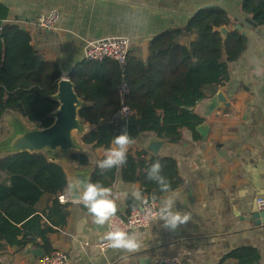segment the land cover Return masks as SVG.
<instances>
[{
	"label": "crops",
	"instance_id": "crops-1",
	"mask_svg": "<svg viewBox=\"0 0 264 264\" xmlns=\"http://www.w3.org/2000/svg\"><path fill=\"white\" fill-rule=\"evenodd\" d=\"M241 2L0 0L8 8L4 22L28 31L33 46L44 59L58 63L62 76H69L85 60L88 40L105 36L128 37L132 54L146 60L154 36L165 30L184 28L191 16L206 6L225 8L232 16L230 31L235 29V24H241L247 38L241 56L229 63L228 80L215 88L208 86L207 97L195 105L194 111L203 122L195 131L185 128L180 142L164 139L156 154L174 158L183 180L177 189L157 200L160 203L175 192L176 208L190 212L192 219L175 230L164 229L161 221L153 220L147 227L131 231L142 234V247L136 253L102 248L101 237L106 226L95 225L84 206L67 190L63 193L69 197L66 224L49 235L53 251L67 254L65 264H158L167 257H177L181 264H236L225 257L240 246L258 248L260 264H264V224H255L252 216L259 210L256 197L264 195V79L253 75L249 63L253 54L264 55V26L253 27L246 21L252 17L242 11ZM54 8L61 12V18L54 29L43 30L36 24V18ZM185 37L180 42H185ZM121 89L128 91L126 85ZM219 90L227 97L229 107L212 106V98ZM199 126L204 127L203 132ZM152 137L159 136L154 132L141 134L128 151H146L143 145L149 144ZM84 144L93 159L89 158V163L82 166L70 162L69 183L70 169L91 167L93 170L104 158L106 148ZM148 154L153 156L149 151ZM110 187L114 192H130L133 188L142 192L143 188L140 182L124 181L120 169ZM142 195L144 199L152 198L146 193ZM127 202V199L117 201V214H129ZM137 202L140 206L143 201ZM45 254L41 238L25 247L0 241L1 264H39Z\"/></svg>",
	"mask_w": 264,
	"mask_h": 264
},
{
	"label": "trees",
	"instance_id": "trees-1",
	"mask_svg": "<svg viewBox=\"0 0 264 264\" xmlns=\"http://www.w3.org/2000/svg\"><path fill=\"white\" fill-rule=\"evenodd\" d=\"M241 8L264 26V0H242ZM7 16L8 8L0 3V118L15 111L30 124L49 126L53 121L49 114L58 106L51 95L57 90L61 69L57 62L42 57L28 31L5 23ZM224 25L232 29L231 14L221 6H206L197 10L184 28L154 36L146 60L131 51L124 64L114 59L83 60L69 75L79 96L89 102L80 110L92 125L83 142L107 149L112 138L126 128L132 141L154 132L177 143L185 128L195 131L203 122L195 105L207 97L208 86L215 88L228 80L229 63L246 47L247 38L238 29L223 39L216 27ZM182 36H186L185 42H180ZM123 85L127 92L122 91ZM123 106L129 107L128 114H120ZM156 160L163 166L170 191L177 189L183 180L176 160L150 156L145 150L128 151L123 167L101 173L96 165L90 181L110 187L120 169L124 181L140 182L142 193L159 199L166 192L146 179L147 168ZM71 162L86 165L89 156L75 153ZM68 185V168L48 161L43 153L0 157V241L25 247L41 238L45 255L51 254L49 235L66 224L69 214V203L59 199ZM127 201L128 213L139 207L131 196ZM226 259L236 264H260L261 253L254 246H240Z\"/></svg>",
	"mask_w": 264,
	"mask_h": 264
},
{
	"label": "water",
	"instance_id": "water-1",
	"mask_svg": "<svg viewBox=\"0 0 264 264\" xmlns=\"http://www.w3.org/2000/svg\"><path fill=\"white\" fill-rule=\"evenodd\" d=\"M246 21L253 27L258 23L252 18ZM235 29L245 34L241 24H235ZM222 38L225 39L230 29L227 26L216 27ZM57 101L58 106L50 112L53 119L49 126L42 127L39 123L30 124L24 117L15 111L8 112L4 117L7 123L5 133L0 136V157L18 154L22 152L43 153L48 161L55 162L69 168L72 154L84 153L93 159V154L89 151L82 140L92 128L80 115V110L86 107L89 102L79 96L75 83L70 76H62L57 83V90L51 95ZM212 106L217 108L229 107L227 97L219 90L212 98ZM203 126L198 129L204 131ZM164 139L152 137L149 144H144L146 151L156 155L158 148L163 144ZM92 168L70 169V183L76 179H91ZM69 183V184H70ZM73 199L74 193L70 192ZM255 224H264V209L252 213ZM42 254V252H41Z\"/></svg>",
	"mask_w": 264,
	"mask_h": 264
},
{
	"label": "clouds",
	"instance_id": "clouds-1",
	"mask_svg": "<svg viewBox=\"0 0 264 264\" xmlns=\"http://www.w3.org/2000/svg\"><path fill=\"white\" fill-rule=\"evenodd\" d=\"M258 50L259 45L257 46ZM249 63L253 75L264 79V55L253 54ZM132 142L127 129L122 128L119 134L112 138L111 146L105 149L104 158L97 162L101 173L123 167L127 163L128 149ZM162 170L163 166L159 160L152 162L147 168L146 179L155 182L160 191L169 192L171 185L162 174ZM68 191L75 194L76 201L84 206L95 225L106 226V231L101 237L104 246L128 253H136L141 250L142 234L139 231L130 232L114 223L118 219L117 201L126 200L129 195L134 201L144 200L139 188H133L130 192L128 190L114 192L111 187H106L100 182L76 179L68 185ZM177 201L176 193L172 192L171 195L160 201L155 213H150L154 220L162 222L164 229L175 230L192 219L190 212L176 208Z\"/></svg>",
	"mask_w": 264,
	"mask_h": 264
},
{
	"label": "built area",
	"instance_id": "built-area-1",
	"mask_svg": "<svg viewBox=\"0 0 264 264\" xmlns=\"http://www.w3.org/2000/svg\"><path fill=\"white\" fill-rule=\"evenodd\" d=\"M61 18V12L54 8L48 10L36 18V24L43 30L49 31L56 27ZM132 47L131 40L126 36H105L98 39L88 40L85 45V59L89 61H103L105 59H114L121 64L127 61ZM129 107L123 106L120 114H128ZM61 202H67V194L59 196ZM259 210L264 209V195L257 196L255 199ZM159 201L155 198H146L142 204L131 210L126 216L117 214L118 219L114 223L120 227L133 231L135 229L147 227L154 219L150 213H155L158 209ZM102 248H106L101 244ZM67 254L61 250L53 251L51 254L40 257L39 264H65ZM158 264H181L177 257H167L160 260Z\"/></svg>",
	"mask_w": 264,
	"mask_h": 264
},
{
	"label": "rangeland",
	"instance_id": "rangeland-1",
	"mask_svg": "<svg viewBox=\"0 0 264 264\" xmlns=\"http://www.w3.org/2000/svg\"><path fill=\"white\" fill-rule=\"evenodd\" d=\"M6 128H7V123H6L5 117H1L0 118V136L3 133H5Z\"/></svg>",
	"mask_w": 264,
	"mask_h": 264
}]
</instances>
